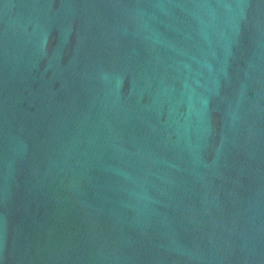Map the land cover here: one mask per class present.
Wrapping results in <instances>:
<instances>
[{"label": "water", "instance_id": "obj_1", "mask_svg": "<svg viewBox=\"0 0 264 264\" xmlns=\"http://www.w3.org/2000/svg\"><path fill=\"white\" fill-rule=\"evenodd\" d=\"M0 264H264V0H0Z\"/></svg>", "mask_w": 264, "mask_h": 264}]
</instances>
